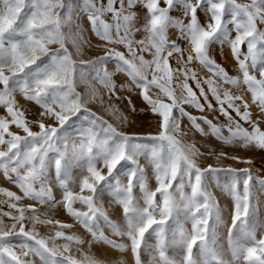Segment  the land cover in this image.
Returning a JSON list of instances; mask_svg holds the SVG:
<instances>
[{
  "label": "snow or ice",
  "instance_id": "obj_1",
  "mask_svg": "<svg viewBox=\"0 0 264 264\" xmlns=\"http://www.w3.org/2000/svg\"><path fill=\"white\" fill-rule=\"evenodd\" d=\"M137 7L145 10L142 17ZM74 9L86 17L102 55L81 58L92 45L73 18ZM198 11L208 18L203 24ZM261 25L264 0H0V107L6 112L0 116V174L20 193L0 187V264H106L92 253L94 244L120 252L130 248L134 264H146L145 253L148 264H264L257 195L264 194V179L250 167H202L206 156L218 163L252 161L202 152L187 139L194 129L222 145L264 150V130L252 119L248 102L223 87L245 85L264 115ZM170 29L187 48L170 39ZM137 33H143L140 39ZM213 45L228 47L239 75L216 62ZM172 58L178 67H172ZM193 63L209 75L200 76ZM120 74L127 81L118 85ZM81 85L83 92L77 90ZM125 90L138 91L146 105L141 112L155 118V132L128 133L118 126L128 118L113 98L121 99L118 91ZM17 95L38 106L36 120L27 118ZM206 111L225 122L214 123ZM185 118L187 130L181 127ZM213 189L232 201L229 259L218 240L224 220ZM105 194L109 207L121 209L120 221L110 217ZM25 199L34 203L21 204ZM37 206L62 207L90 239ZM41 225L51 229L48 235H41Z\"/></svg>",
  "mask_w": 264,
  "mask_h": 264
},
{
  "label": "rangeland",
  "instance_id": "obj_2",
  "mask_svg": "<svg viewBox=\"0 0 264 264\" xmlns=\"http://www.w3.org/2000/svg\"><path fill=\"white\" fill-rule=\"evenodd\" d=\"M78 0H73V3H77ZM241 2H244V0H241ZM163 6V4H161ZM136 12L142 17L144 15L145 10L142 7H137ZM79 10L74 9L73 10V18L79 23L81 28L83 29V34L85 38L90 41L91 47L85 48V54L83 57H81L84 60H89L94 57L100 56L103 54V50L100 48H97L96 45L100 43L98 39L94 36V34L91 31L90 25L86 19V17L80 12L79 15H77V12ZM173 16H179V13L173 12ZM198 17L200 22L203 24L205 21L208 19L203 11H198ZM186 22V21H185ZM260 27H264V25H261ZM67 31V29H65ZM143 33H137L136 39H140L142 37ZM235 35V33H233ZM170 39L176 40L177 43L182 47V48H187V42L184 40L177 39V33L175 29H170L169 32ZM70 50L72 49L71 44H69ZM123 50V49H121ZM187 54V53H185ZM211 55L213 58L216 60L217 63L221 64L225 69L228 71V73L232 76H237L239 75L236 64L234 59L232 58L230 54V50L228 49L227 46H225L223 49L220 48L218 45H213ZM146 59H150L149 56L146 55ZM170 64L172 65L173 68L178 67L176 64L175 58L170 59ZM109 70H112V65L110 64ZM192 67L195 69V71L200 75V76H208L209 73L207 72L206 69L202 68L198 63H193ZM258 77V73H257ZM259 78V77H258ZM242 79V78H241ZM117 84L119 85L120 83H125L127 81V77L123 74H120L119 76L116 77ZM194 87V85H193ZM224 88H228L234 95H238L242 97V99L249 104V110L252 115L253 120H258L259 121V127L264 130V115H261L259 112V109L251 103V94L247 91L246 86L241 84L239 88L233 87L231 85H223ZM78 91L83 92L84 87L81 85L77 89ZM103 91V90H102ZM118 95L121 97L119 100H115L113 98L114 103L119 107L120 111L124 113L125 116L128 118V124H120L118 125L121 130L128 132V133H140V134H146V133H152L156 131V121L153 115L149 112H141V109L146 108L145 103L141 99V97L138 95V91L134 92H128L127 90L125 91H118ZM125 97L129 98L131 100V106H129L128 99H125ZM105 99L107 97L105 96ZM211 99V97H210ZM17 100L19 101V104L22 106V108L28 109L27 112V118L29 120H36L38 118V106H36L33 103L26 102L21 96L17 95ZM213 105L215 106V101L213 100ZM132 106L135 107V111L132 110ZM94 111L99 112L101 115H104V118L109 120V122L115 123V121L110 117L109 115L105 114L102 109H100L98 106H92ZM189 112H191L193 115H201V113H198L195 109L192 108H187ZM203 115H206L208 119L213 120L214 123H224V117L220 116L219 120H216L215 117L218 115V113L215 112H209L206 111L203 113ZM233 116H235V113H232ZM0 116H6V112L4 108L0 107ZM238 119V118H237ZM47 123H51V121H46ZM243 126L245 128H249L250 130V125L243 123ZM205 128L207 127L206 125H202ZM182 129L187 130L190 126L188 123L187 118H185L182 121L181 125ZM10 130L13 132L19 131L18 129L15 128L14 125L10 126ZM33 130H38L35 127H33ZM226 134V133H225ZM187 139L189 141L195 142L196 146L200 148L202 152L208 153L209 150H213L214 152H220L224 151L229 155H236L244 159H250L252 161L251 165L244 164V163H237L235 161H232L230 159H224L220 161L219 163L212 158V156H206L201 160V166L206 167L208 164H212L213 166L216 167H234V168H245V167H250L252 170L253 175L258 176L261 179H264V150L261 149H256V148H248V149H243L239 147H233V146H226L222 145L220 142L216 141L214 138L208 136H201L200 133L195 132V130L189 131ZM143 163V161H141ZM79 170H76L73 174L76 175ZM221 179L222 182L226 181V178L221 174ZM149 186L154 188L155 187V181L154 179L150 178L149 179ZM0 187H3L4 189L16 192L17 194L19 193L18 188H16L12 183H10L8 180H6L2 174H0ZM74 191H78V186H72ZM214 193L219 201V205L222 209V216L224 220L223 226L219 227L217 229V235H218V240L219 243L222 247V249L225 250V259L230 258V254L227 252V229L230 226L231 219H230V213L232 211V201L230 198L227 196L223 195L218 189H213ZM54 193L56 195V198L59 199L61 196L60 190L58 188L54 189ZM136 195L139 197V190H136ZM259 200L261 202V207L259 210V218L264 220V194L257 193ZM109 197L107 194L104 195L103 200L105 203V207L108 208L109 215L112 219L120 221L122 218V211L118 206H108V201ZM23 205H28L31 203H34L33 201L30 200H23L20 202ZM142 203V201H141ZM76 207H80L79 204L75 205ZM39 207V206H37ZM3 211H8L9 209L7 206H2ZM40 212H47L49 216L53 217L54 219H58L62 222L70 223L73 224V228L71 231L76 232L79 234L82 238L84 239H90V235L86 233V231L80 227L78 224H76L63 210L62 207H57L55 210H50L47 207H39ZM5 222L6 223H11L10 219L5 217ZM185 227L190 229L191 225L190 223L185 224ZM38 230L40 231L41 235H48L49 232L51 231L50 228L46 226H38ZM106 235H110L109 231L105 228L104 229ZM260 232H257V239L260 237ZM113 239L119 240L120 238L117 237H111ZM14 242H19V238H17L16 241ZM124 243H127L126 239L123 241ZM57 243H63L62 240H58ZM149 243H154L152 239H149ZM128 251V253H127ZM124 252L117 251L115 249H112L106 245L102 244H94L92 247V253L98 258L103 261H106V264H134L132 253L130 251V248ZM130 255V257L128 256ZM171 254V253H170ZM142 259L145 260L146 264H148L149 257L147 253L142 255ZM130 260V261H129Z\"/></svg>",
  "mask_w": 264,
  "mask_h": 264
},
{
  "label": "bare ground",
  "instance_id": "obj_3",
  "mask_svg": "<svg viewBox=\"0 0 264 264\" xmlns=\"http://www.w3.org/2000/svg\"><path fill=\"white\" fill-rule=\"evenodd\" d=\"M127 253H128V251H127ZM128 256L130 257V255L128 254ZM130 261V260H129Z\"/></svg>",
  "mask_w": 264,
  "mask_h": 264
}]
</instances>
